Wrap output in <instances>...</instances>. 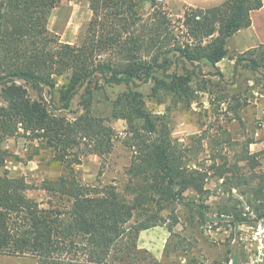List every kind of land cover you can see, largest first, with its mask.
Segmentation results:
<instances>
[{
	"label": "trees",
	"instance_id": "trees-1",
	"mask_svg": "<svg viewBox=\"0 0 264 264\" xmlns=\"http://www.w3.org/2000/svg\"><path fill=\"white\" fill-rule=\"evenodd\" d=\"M88 1L94 8L100 2L106 7L133 8L136 1L147 0ZM59 2L0 0V140L23 135L44 144L53 151L54 160L65 165L61 177L41 187L49 197L43 202L25 195L31 188L25 178L11 177L7 172L0 175V254L30 255L38 264H143L146 260L158 264L147 250L138 247L140 233L163 226L166 220L162 212L170 209L173 213L178 205L194 212V218L208 221V173L196 163L190 164L191 152L173 141L167 124L162 122L158 128L138 88L153 83L156 97L165 91L180 100L188 99L191 77L187 72L170 73V54H178L184 64L205 62L215 67L228 56V40L252 25L251 14L264 6V0H226L208 9L189 8L184 16L188 41L168 50L161 39L164 23L159 22L148 48L157 52L152 60L140 56L142 45L133 38L134 47L120 62L96 61L91 45L49 50L47 23ZM241 66L264 70V44L240 54L234 73ZM66 71L69 76L57 89V77ZM98 79L109 87L125 86L128 90L111 108V118L125 120L132 133L128 147L133 157L124 192L113 184H87L74 169L85 155L103 158L112 153L115 132L110 121L89 112L74 120L59 114L69 110L74 98L83 89L91 90ZM23 83L36 91V98ZM194 140L200 143L202 137ZM214 142L218 146L224 143L219 139ZM193 159L197 161V157ZM246 160L252 170L264 167V150L247 152L239 161ZM4 162L0 158V167ZM236 164L227 168L224 160L214 165L218 181L229 184L231 192L244 187L241 195L246 205L256 212L257 221L264 220V169L260 174L237 176ZM189 191L198 199L187 194ZM233 210L236 224L248 221L236 214V205ZM229 213L223 209L218 217H230Z\"/></svg>",
	"mask_w": 264,
	"mask_h": 264
},
{
	"label": "rangeland",
	"instance_id": "rangeland-1",
	"mask_svg": "<svg viewBox=\"0 0 264 264\" xmlns=\"http://www.w3.org/2000/svg\"><path fill=\"white\" fill-rule=\"evenodd\" d=\"M218 1L220 3L216 6L226 0ZM120 6L106 7L100 2L94 8L88 0H60L47 23L51 38L48 49L57 52L65 45L75 49L91 45L96 61L120 62L127 50L134 47L133 38H138L142 45L140 56L152 60L157 52L148 48L159 22L164 23L161 39L169 50L189 40L184 27V16L189 8L216 7L195 8L178 0L162 3L136 1L133 8ZM227 46L228 56L217 67L205 62L184 64L178 54H170L173 62L170 73L187 72L191 77L192 93L188 99L180 100L165 91L156 97L153 95V83L142 84L138 88L144 94L146 107L158 128L162 122L167 124L173 141L191 152L190 164L196 163L197 168L208 173L205 188L210 196L205 201L208 221L194 218V212L182 205L176 206L173 213L170 209L163 211L166 223L156 227L163 228L166 237L162 245L153 247L154 254L148 252L150 259L158 261V264H230V261L232 264H264V220L257 221L256 212L246 205L247 200L241 195L244 187L229 191V184L218 181V173L213 168L227 160V168L238 163L237 176H250L253 172L260 174L264 169L260 165L252 170L248 160L239 161L247 152L255 154L264 150V70L256 72L241 66L234 73L235 59L240 53L236 52L232 41ZM67 76L69 73L66 71L57 77V89ZM98 80H94L91 90L83 89L74 98L69 110L59 114L74 120L89 112L110 121L108 123L115 132L112 153L103 158L85 155L82 163L75 165L74 169L87 184H113L124 192L129 183L127 168L133 157L128 147L132 133L125 120L111 118V108L116 98L128 90L125 86L109 87L103 80ZM25 86L36 98V91L30 85ZM44 94L50 100L47 89H44ZM195 137H202L201 142L195 141ZM215 139L224 143L218 146ZM53 156V151L45 148L44 144L29 141L23 135L0 140V158L5 161L0 167V175L7 172L11 177L25 178L31 186L25 195L46 201L48 194L41 187L65 172V165L58 163ZM231 175L228 173L229 177ZM187 194L197 198L192 191ZM235 205L236 214L247 218V222L235 223ZM223 209L230 211V217H218ZM170 227L172 231L168 230ZM156 252L162 255L160 259L156 258ZM142 263L149 264V261Z\"/></svg>",
	"mask_w": 264,
	"mask_h": 264
},
{
	"label": "crops",
	"instance_id": "crops-1",
	"mask_svg": "<svg viewBox=\"0 0 264 264\" xmlns=\"http://www.w3.org/2000/svg\"><path fill=\"white\" fill-rule=\"evenodd\" d=\"M178 1H184L188 6L195 8L211 7L216 6L218 3H220V1L218 0ZM251 18L252 25L249 28L238 31L228 40V42L232 41V46L234 47L236 52L240 54L264 44V6L260 10L252 12ZM230 61L233 62V60ZM222 62L218 63L217 65L219 66ZM159 229L160 227H155L143 231L139 237V248L146 249L148 252L154 254L153 247H159L160 245H162L164 237H166L164 229ZM155 256L157 259H160L162 257V255L157 252L155 253ZM0 264H38V262L30 255L16 256L0 254Z\"/></svg>",
	"mask_w": 264,
	"mask_h": 264
},
{
	"label": "built area",
	"instance_id": "built-area-1",
	"mask_svg": "<svg viewBox=\"0 0 264 264\" xmlns=\"http://www.w3.org/2000/svg\"><path fill=\"white\" fill-rule=\"evenodd\" d=\"M155 1L158 3H162V2H165L166 0H155ZM230 264H232V261H230Z\"/></svg>",
	"mask_w": 264,
	"mask_h": 264
}]
</instances>
